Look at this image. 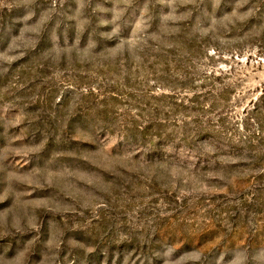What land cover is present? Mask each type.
<instances>
[{"label":"rangeland","instance_id":"rangeland-1","mask_svg":"<svg viewBox=\"0 0 264 264\" xmlns=\"http://www.w3.org/2000/svg\"><path fill=\"white\" fill-rule=\"evenodd\" d=\"M0 264H264V0H0Z\"/></svg>","mask_w":264,"mask_h":264}]
</instances>
